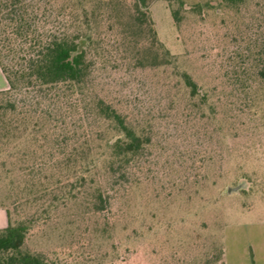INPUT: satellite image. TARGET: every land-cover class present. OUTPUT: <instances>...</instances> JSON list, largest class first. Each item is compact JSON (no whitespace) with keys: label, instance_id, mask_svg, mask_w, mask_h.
<instances>
[{"label":"rangeland","instance_id":"rangeland-1","mask_svg":"<svg viewBox=\"0 0 264 264\" xmlns=\"http://www.w3.org/2000/svg\"><path fill=\"white\" fill-rule=\"evenodd\" d=\"M106 1L44 3L50 21L56 22L67 2L81 12L87 8L99 23L104 55L91 82L93 95L125 112L150 142L117 181L110 210L96 215L72 202L37 221L25 248L42 253L46 264H198L214 259L224 242H237L238 248L239 242H258L264 232V0L237 7L184 0L180 31L171 12L177 0H155L150 11L159 39L177 64L146 68L130 60L119 35L126 19L114 21L113 29ZM178 69L197 81L195 98ZM4 83L8 88L0 68ZM84 95L67 89L59 103L50 101L58 108L51 126L59 124L79 143L87 123ZM38 96L33 90L19 93L21 122L26 111H41ZM23 127L15 140L6 128L0 139V205L13 210V221L31 212H17L14 203L25 194L16 188L28 179L25 151L52 148L49 141L28 142ZM7 223L0 213V229Z\"/></svg>","mask_w":264,"mask_h":264},{"label":"trees","instance_id":"trees-1","mask_svg":"<svg viewBox=\"0 0 264 264\" xmlns=\"http://www.w3.org/2000/svg\"><path fill=\"white\" fill-rule=\"evenodd\" d=\"M155 0H134L133 5L122 0H108L109 23H121V40L128 45L130 60L136 68L173 67L177 56L159 39L150 5ZM244 0H221L229 7H237ZM179 7L171 5L176 28L182 29L181 8L184 0H177ZM206 5H210V2ZM56 22L48 20L44 0H0V68L8 81V88L0 90V139L1 130L7 136L23 127L24 137L30 143L51 142L52 148L25 151L31 162L24 170L28 179L18 181L23 195L14 198L15 210L31 212L13 221V210H7L8 224L0 229V264H46L42 253L25 248L28 234L34 224L70 203H82L92 214H102L111 209L115 185L127 177L130 165L144 153L149 136L134 124L128 115L112 102L93 95L91 82L97 63L104 55L99 23L93 22L88 9L81 12L75 4L64 3ZM119 12L120 15L117 14ZM61 15V16H60ZM60 17V18H59ZM115 19V20H113ZM117 24V23H116ZM189 95L195 98L199 86L193 75L177 70ZM83 92L87 123L83 140L67 136L59 124L52 127L51 112L58 111L51 105L59 103L66 90ZM23 90L39 92L38 103L42 109L28 110L24 121L21 113ZM61 130V132H59ZM41 132V134H39ZM14 188V189H16ZM27 192V193H26ZM23 215V214H22ZM225 246L213 259L198 264H224Z\"/></svg>","mask_w":264,"mask_h":264},{"label":"crops","instance_id":"crops-1","mask_svg":"<svg viewBox=\"0 0 264 264\" xmlns=\"http://www.w3.org/2000/svg\"><path fill=\"white\" fill-rule=\"evenodd\" d=\"M6 88L5 83L0 86V90ZM0 213H4L8 219L7 210L2 206H0ZM239 243L241 246L238 248L237 242H224V264H264V232L259 233L258 242Z\"/></svg>","mask_w":264,"mask_h":264}]
</instances>
